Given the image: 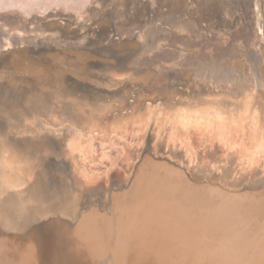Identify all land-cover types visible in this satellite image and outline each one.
<instances>
[{"label":"bare ground","instance_id":"bare-ground-1","mask_svg":"<svg viewBox=\"0 0 264 264\" xmlns=\"http://www.w3.org/2000/svg\"><path fill=\"white\" fill-rule=\"evenodd\" d=\"M0 264H264V0H0Z\"/></svg>","mask_w":264,"mask_h":264}]
</instances>
